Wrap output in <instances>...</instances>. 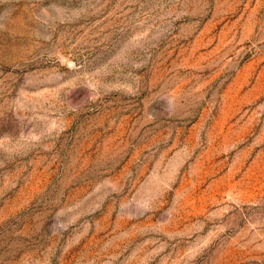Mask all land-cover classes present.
Returning <instances> with one entry per match:
<instances>
[{"label": "rangeland", "instance_id": "obj_1", "mask_svg": "<svg viewBox=\"0 0 264 264\" xmlns=\"http://www.w3.org/2000/svg\"><path fill=\"white\" fill-rule=\"evenodd\" d=\"M0 264H264V0H0Z\"/></svg>", "mask_w": 264, "mask_h": 264}]
</instances>
